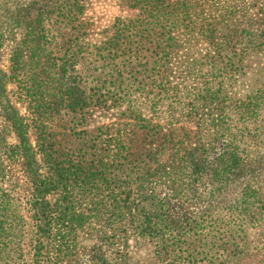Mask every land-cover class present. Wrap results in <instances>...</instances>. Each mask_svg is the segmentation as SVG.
Returning <instances> with one entry per match:
<instances>
[{"label":"rangeland","instance_id":"1","mask_svg":"<svg viewBox=\"0 0 264 264\" xmlns=\"http://www.w3.org/2000/svg\"><path fill=\"white\" fill-rule=\"evenodd\" d=\"M188 1L173 47L153 41L134 48L136 61L155 74L154 82L143 73L130 86L123 82L136 61L121 55L130 52L117 47L122 58L109 61L116 73L109 77L93 46L116 17L135 15L121 0H79L76 28L58 17L67 0H0V264H170L203 254L211 264H264V0ZM40 29L45 38L36 72L51 74V82L40 89L36 109L21 99L28 65L15 76L10 54L27 31ZM116 75L122 83H110ZM98 78L109 86L107 95L97 91ZM138 81L154 96L153 106L133 93L118 98ZM12 113L21 118V132L7 116ZM36 138L52 162L92 171L69 190L67 214L54 219L63 223L60 232L31 204L33 174L46 170ZM21 139L35 151L32 166ZM195 146L207 161L234 160L226 179L212 187L203 182L206 175L180 171L175 193L150 183L156 199L148 206L150 188L136 189L135 168L152 173L174 150ZM54 196L45 199L51 204ZM136 208H143L139 220L143 214L151 220L146 224H161L156 234H164L167 246L148 240L155 234L143 230L145 222H130Z\"/></svg>","mask_w":264,"mask_h":264},{"label":"trees","instance_id":"2","mask_svg":"<svg viewBox=\"0 0 264 264\" xmlns=\"http://www.w3.org/2000/svg\"><path fill=\"white\" fill-rule=\"evenodd\" d=\"M67 1H69V4L67 2L68 9L61 10L58 17H60L61 20L70 22L71 24L74 23L73 28H76L79 24L78 15L81 13L79 9H77L79 6V0ZM121 2L128 9L135 10V15L133 17H125L123 19L116 17L113 23L100 34L103 39L102 42L99 45H93L96 56L101 58L104 62L103 69L101 71L104 76L108 75L109 77H115L114 74H116L112 68H110L111 63L109 61L112 62L116 57L122 58V56L127 59L135 58L134 56L135 53H137V49L134 48H136L139 44L149 42L152 43L153 41H156L158 44L163 43V48L173 47L175 45L173 33L179 29L181 22V19L178 17V13L181 11V14H184L189 8L188 0H175L173 2H166V0H121ZM83 32L85 33V30ZM188 32L180 35H186ZM44 38L45 35L43 34L42 29H40V31H27L20 40V46L16 47L10 54L11 70L13 71L12 74L15 76L17 75L15 73L16 70H20L25 67L26 64L28 65V73L23 75L21 79V99H27V102L29 100L35 103L34 106L36 109L40 106V103H42L41 96L38 94L40 93V89L47 83L49 84L51 82L49 79L51 78V74H47L42 78L41 75H39L40 73L36 72V65L40 58L39 49L41 50V43ZM74 38H77V34ZM120 46H124V48L127 49L126 51H129L130 53L121 54L122 56L116 55L115 50ZM132 49L134 50L133 52H131ZM133 61L134 60L130 63H133ZM153 62L154 61L151 63ZM128 68L129 70H127V73L129 74V79L123 83L127 82V84L131 86L133 80L137 77H141L143 73H146L145 77L149 78L151 82H154L152 80H154L153 75L155 73L152 68L147 65V62L141 63L140 61H136V64L134 65L130 66L129 64ZM134 68H138V70H134ZM116 77L117 78H113L114 80L110 83L114 84L117 81H119L118 83H122V76L116 75ZM97 80L100 83V86L97 87V91H104L102 96L110 93L109 86L105 83V79L98 78ZM98 81H95V86L98 85ZM138 83L139 86H136V89L131 91V93H128L127 90L121 93V91L124 90L121 89V91L118 92V98L127 99V97L131 96L133 93L132 95L136 94L135 100H138L140 97L142 100L149 103L150 106H153L156 103L154 96L148 95L149 92L144 90L141 81H138ZM114 88L115 87H112V89ZM113 95H115V93H113ZM108 98L111 99L110 96ZM7 116H9L13 126L21 132V118L13 113L8 114ZM36 139V151L41 153L42 160L46 163V170L43 174H33L31 183L34 193L31 197V204L35 207V213L40 216L42 221H55V226L57 227L56 230L57 232H60L62 230L58 228V225L63 226V223H59L54 219L67 214V212L64 211L63 206L70 198L69 190L72 189L74 181L77 179L87 178V175L91 174L92 171L89 168H86L84 173H82V170L85 168H82L79 165H74L73 168L70 169L69 166L59 165L55 161L52 162L50 160V155L46 153V143L44 140H42V138ZM19 147L26 158L25 162L27 163V166L28 164L32 166L34 164L33 157L35 156V151L33 152V150L30 149V146L23 139H21ZM204 153L205 151L201 146L190 147V149L184 151V153L174 150L164 163H158L156 167L153 168L152 173L149 171L148 173H142L139 171L140 168L136 167V189L145 188L144 184L150 188L145 197L148 206H154L153 200L156 199V192L154 193L155 188H151L150 183L155 185V187L157 185L158 188L162 187L167 189L168 193H175L181 185L180 177L178 175L180 171L183 170H189L191 173L196 175H206L203 182L208 185L210 184L212 187L218 183H222V179H226V173L231 171V165L234 164V160H230V162L228 161V157H216L211 161H207L203 157ZM152 161L154 162L155 160L152 159ZM91 167L95 169V166ZM51 192L55 194V196L53 197L52 203L49 204L45 197ZM2 199H4L3 194H0V201ZM157 201L158 200H156V202ZM158 209L159 206L156 205L155 208L152 209L151 214L156 213ZM140 210H143V208ZM140 210L136 208L134 213L135 215H133V217L130 216V222L133 221L134 217L139 220L136 214L143 213V211ZM142 215L143 214H141V218L139 220L141 224L145 221H151L147 218L143 219L144 216ZM146 222L143 230L148 232L151 231L155 234L150 236L151 239L148 240L160 248L167 246L168 239L163 237L164 234H156L162 230L161 224H157L156 221H152V224L155 226H150L149 223L146 224ZM141 224L136 223L133 227L137 229L141 226ZM1 230L2 228H0V231ZM41 231L42 229L40 226L36 225L35 234L38 232L41 233ZM0 236H2L1 232ZM2 245L4 244L2 243ZM36 245H39V243H32L31 246L34 248ZM206 255L207 254H203V256L199 259H196L198 256H189V258H186L183 261L172 259L170 264H183V262H185V264H191L196 261H206L204 262L205 264H211L210 260H204Z\"/></svg>","mask_w":264,"mask_h":264}]
</instances>
